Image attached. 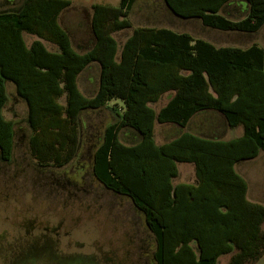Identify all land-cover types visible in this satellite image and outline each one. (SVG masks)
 Returning <instances> with one entry per match:
<instances>
[{"label":"trees","instance_id":"1","mask_svg":"<svg viewBox=\"0 0 264 264\" xmlns=\"http://www.w3.org/2000/svg\"><path fill=\"white\" fill-rule=\"evenodd\" d=\"M137 0L94 3L93 45L78 52L59 22L70 0H25L18 12L0 13V150H12L13 122L3 116L5 81L27 106L29 151L41 166L59 167L75 156L80 114L113 113L93 150L92 171L113 192L126 195L155 238V264L257 262L264 255V204L247 197L239 161L264 151V47L215 45L165 26L133 27ZM182 18H198L225 31L255 32L264 25V0H163ZM245 7L240 18L224 8ZM131 28L119 48L114 33ZM25 34L36 39L27 43ZM44 41L56 46L46 47ZM99 67L95 91L85 95L79 74ZM165 93L160 108L152 106ZM113 102V104H109ZM214 112L240 135L229 139L183 131L155 140V124L184 128L198 114ZM128 128L137 138L122 141ZM178 163L194 165L195 182L174 183Z\"/></svg>","mask_w":264,"mask_h":264},{"label":"rangeland","instance_id":"2","mask_svg":"<svg viewBox=\"0 0 264 264\" xmlns=\"http://www.w3.org/2000/svg\"><path fill=\"white\" fill-rule=\"evenodd\" d=\"M16 1L0 0V11L14 8ZM118 1L70 0L69 7L61 12L59 22L70 35L76 51H86L93 45L91 6L99 2L115 5ZM244 10V5L233 3L224 8L223 13L236 19L244 16ZM129 18L133 27L165 26L189 32L218 45L245 47L255 42L264 47V25L255 32L211 28L203 25L198 18L174 15L163 0H137ZM130 32L131 28H127L114 33L119 48ZM24 36L27 43L36 39L34 35ZM44 44L48 49L56 50L55 45L47 41ZM98 72V65L92 63L79 74L78 86L85 95H91L95 91ZM5 84L7 101L2 112L6 119L13 122L16 140L14 160L22 162L23 172L28 175L36 166V160L29 154L28 137L31 129L27 119V106L17 96L14 83L6 80ZM169 95H162L152 106L158 108ZM112 118L113 113L107 108L86 110L80 114L81 143L76 157L67 166L84 169L83 202L78 198L69 202L66 207L59 202L50 204L41 193H34L31 187L26 186L25 181L7 191L0 185V264H155V238L146 227L142 213L130 198L116 195L102 187L92 173V151L103 127ZM187 128L203 136L223 139L242 132L240 126L230 128L221 116L203 114L196 115ZM180 130L176 125L156 123L155 140L158 143L164 142ZM119 137L128 143L134 142L136 138L128 128L122 129ZM23 139L24 142H21ZM12 166L13 164H9L7 167L11 169ZM178 169L179 174L174 183L195 181L192 164L179 163ZM236 169L247 181V197L264 204V151H260L252 159L239 161ZM59 220H64L63 225H67L69 235L61 236L56 247L48 248L42 253L38 246L48 238L45 228L55 226ZM16 236L18 237L15 238ZM55 237L51 234V239ZM16 245L19 249L13 250ZM229 257L230 254L221 255L218 264H225ZM248 264H264V255L257 262Z\"/></svg>","mask_w":264,"mask_h":264},{"label":"flooded vegetation","instance_id":"3","mask_svg":"<svg viewBox=\"0 0 264 264\" xmlns=\"http://www.w3.org/2000/svg\"><path fill=\"white\" fill-rule=\"evenodd\" d=\"M24 1L25 0H17L15 2L14 8L0 11V13L18 12L22 8ZM29 139H30V135L28 137V147H29ZM21 142H24V139ZM80 143H79V147H80ZM15 146H16V140H15V134H13L11 153L8 156H5L0 150V164H1L0 166V185H2L5 191H7L9 188H13L14 186L17 187L18 186L17 184L21 183L22 181H25L26 186L31 187L34 193L35 191L41 193L43 197H45L44 199L50 201V204L59 202L61 206L66 207L69 202H73L74 199H78V198H80L81 202H83V170L84 169L83 167H68L67 166V164L69 162H72L73 159L76 157L78 150L75 156L73 157V159H71L68 163L62 166H59V167L50 166V165L41 166L37 162H35L36 166H34L31 170V173L27 175L23 172L22 162L14 160ZM95 146H96V143H95ZM29 154H30V151H29ZM30 156L32 155L30 154ZM92 157H93V151H92ZM9 164H13L11 169H8L7 167ZM93 176L94 178H96L94 174ZM96 180L105 189L111 191L112 193L116 195L120 194V193L113 192L112 190L106 188L97 178ZM120 195H123V194H120ZM63 224H64V220H59L58 222H56L55 226L45 228V232L47 231L48 238H45L44 241H41L42 242L41 246H38V248L42 251V253H45L46 250H48V248H52L54 246L56 247L57 246L56 242L59 243V239L61 236L69 235V232L66 229L67 225L64 226ZM51 234H54L56 236L55 239H51ZM17 237L18 236H16L15 238ZM26 238L31 239L30 237H26ZM37 243L39 244V242ZM81 245L83 247V244ZM16 247L14 249L12 247V249L18 250L19 246L16 245ZM66 247H69V246H66ZM9 248L11 249V247ZM9 248H7V250ZM26 257H28V255ZM217 264H218V261H217Z\"/></svg>","mask_w":264,"mask_h":264},{"label":"crops","instance_id":"4","mask_svg":"<svg viewBox=\"0 0 264 264\" xmlns=\"http://www.w3.org/2000/svg\"><path fill=\"white\" fill-rule=\"evenodd\" d=\"M90 18H91V16H90ZM91 27V26H90ZM92 31V30H91ZM94 37V36H93ZM207 40V39H206ZM209 41V40H208ZM211 42V41H210ZM94 43V42H93ZM213 43V42H212ZM215 44V43H214ZM215 45H218V44H215ZM165 94H170V93H165ZM164 95V94H163ZM171 95V94H170ZM170 95H169V97H170ZM162 97V96H161ZM168 97V98H169ZM168 98H167V100H168ZM166 100V101H167ZM165 101V102H166ZM165 104V103H164ZM164 104H162V105H164ZM161 105V106H162ZM161 106H159L158 108H160ZM158 108H156V109H158ZM203 115H205V116H217L214 112L212 113V112H209V113H203ZM223 118V117H222ZM224 119V118H223ZM192 121V120H191ZM178 128H180L181 130L178 132V133H180V132H183V131H186V130H189V131H192V130H190V129H188L187 127L188 126H186V127H184V128H181V127H179L178 125H176ZM133 132V131H132ZM193 132H195V131H193ZM134 133V132H133ZM177 133V134H178ZM134 135H135V137L137 138V136H136V134L134 133ZM207 137V136H206ZM135 138V139H136ZM230 138H232V137H230ZM227 139H229V138H227ZM167 141V140H166ZM157 142V141H156ZM165 142V141H164ZM158 143V142H157ZM162 143V142H161ZM179 164V163H178ZM188 164H192V163H188ZM192 166H193V169H194V165L192 164ZM178 174H179V169H178ZM195 181H196V178H195ZM195 181H186V182H195ZM178 182H181V181H178ZM178 182H176V183H178Z\"/></svg>","mask_w":264,"mask_h":264}]
</instances>
